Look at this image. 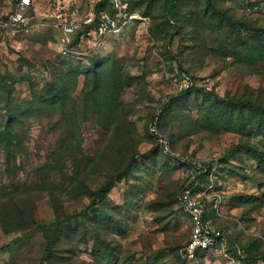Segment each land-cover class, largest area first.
<instances>
[{"label":"rangeland","instance_id":"obj_1","mask_svg":"<svg viewBox=\"0 0 264 264\" xmlns=\"http://www.w3.org/2000/svg\"><path fill=\"white\" fill-rule=\"evenodd\" d=\"M99 1L31 0L23 29L0 38V264H247L250 255L264 260V115L230 103L264 105V73L238 65L257 45L253 33L244 31L245 43L234 49L237 36L224 23L221 31L207 32V48L217 53L199 58L186 31L168 46L170 21L183 22L182 13L198 8L196 1L178 0L172 8V2L136 0L128 7L134 19L119 33L87 35ZM17 2L0 0V19L9 18ZM218 3L232 17L264 29V0ZM104 9L115 14L108 5ZM72 21L81 27L66 37L62 26ZM235 51L242 54L234 57ZM177 60L191 78L188 91ZM93 64L106 82L108 75L120 81L119 94L114 88L98 95L99 101L116 98L114 120L100 115L98 106L95 114L83 108ZM60 81L75 100L74 106L67 101V111L79 128L52 102L49 89ZM156 118L172 154L160 151L149 134ZM213 159L234 169L218 168L215 175L224 235L220 246L184 261L178 251L190 228L175 195L188 162ZM106 182L105 200L87 209L88 190ZM57 220L60 242L54 238V256L47 257L40 227Z\"/></svg>","mask_w":264,"mask_h":264},{"label":"trees","instance_id":"obj_2","mask_svg":"<svg viewBox=\"0 0 264 264\" xmlns=\"http://www.w3.org/2000/svg\"><path fill=\"white\" fill-rule=\"evenodd\" d=\"M177 1L178 0H174V1L173 0H162V4L166 5L168 4V2H172L171 6L173 8V3ZM194 1H196L195 6L196 7L198 6V8L196 9L192 8L188 12L186 10V12L182 13L183 16L185 17L183 18L184 20H182L183 22L170 21L171 24L173 25L174 32L170 36V39L168 42L169 49H171L174 38L179 37L182 34V32L186 31V33L184 34V38L189 43L193 44L192 51L195 55H197L199 58H202V57H205V54L207 53H214L215 52L214 50L207 48L208 47L207 42H206L207 32L208 31H218L219 32L221 31L225 23L228 27L231 28L232 33L236 34L237 36L236 39H237L238 45L234 46V49L239 48L241 45L245 43V41H243V39L241 38V34L244 31H248V35H250V33H253V36H251L252 39L249 38L250 36H246V37L253 40L257 44L256 46L252 45L250 49H248L249 53L248 52L244 53L243 54L244 57L242 56L241 58L238 59V65H240L239 67H247L251 69L253 72H255L256 74L264 73V29L258 28L252 24L244 23L242 20L240 19L238 20V18L232 17L231 15L227 13L226 9H223V8L219 9L220 5L218 3V0H194ZM220 1H221V4L225 2V0H220ZM106 5L109 6L110 12H112L113 9H112L110 0L99 1L95 7V10L99 14V12L105 11L104 6ZM172 8L169 11V15L173 13ZM180 11L182 12L183 9H180ZM97 17H96V20H94L91 24H88V26H86L87 30L85 31V33L87 35L91 30L97 29L98 27ZM238 52L235 51L234 57H239L238 55L242 54L241 51H238ZM215 53H217V51ZM246 54H249L250 57L249 58L245 57ZM176 64L178 67L177 68L179 72L178 74L180 76L184 75L186 77L185 79L191 82L190 86L187 89L188 91L190 87L192 86V81H191L190 76L188 75V71L186 70V68H184V64L182 61L177 60ZM72 71L73 72L71 76H74V78H76L78 76V72L75 73L74 70ZM108 78H110L108 82L103 80V74L99 70V67L93 64V66L90 69V74L87 75V79H86V81L91 80V83L88 87L85 86L83 88L82 95L84 96V99L81 102H82L84 110H87L88 108H90L92 113L95 114V107L98 106L97 109L100 115H103V116H107V114L112 115L111 120H114L119 110V106L114 104L116 103V98L112 100V103L109 100L99 101L98 99L99 97L98 95H100L102 91H103V94L105 95H108L114 88L116 89V94H119V92L122 91L120 81L117 80L116 75H112V76L108 75ZM66 86L67 84L63 81H60L59 83L51 85L49 90L54 97L52 99V102L59 103V106H58L59 110L66 116L69 114L66 118L70 119L69 120L70 125H72L73 127L79 128L80 127L79 122L77 120H74L75 118H72L70 113L67 111V101L73 102V106H74L75 100L70 97V89ZM183 90L186 91V89H183ZM230 103L235 105L237 109H242L244 111L245 110L252 111L254 113L256 112L258 114L264 115V105L263 104L254 103L251 100H243V101L242 100H235V101L231 100ZM73 106L71 109L75 110ZM87 121L88 120L84 118L82 121H80V123L87 122ZM157 127L159 130V133L163 136V134L160 132L158 123H157ZM163 137L171 144V148H173L172 142L165 136ZM156 146L157 148H159L157 144ZM217 162H218L219 169L221 168L227 169L230 173L234 172V169L230 167L228 168L227 166L224 165V163L222 164L220 160H217ZM132 163H133V156L131 157L130 162L124 166V168L122 169V172H125L126 170H128L129 167L132 165ZM202 164L205 165L207 168H210V165H211L210 162L202 163ZM200 179L201 181H206V177L204 176H201ZM183 183H184V180L182 184L180 185L178 191L182 188ZM219 186H220L219 184H216L215 190H219L220 189ZM109 188H110V185L108 182H106L101 188H99L96 191L88 190L87 193L91 199V204L88 206L87 209H92L98 203L104 201L106 197V193L108 192ZM62 189H63V185L61 187L56 188V191H63ZM177 193L175 195L176 204H177V198H176ZM77 195L79 196L82 194H77ZM177 207H178V204H177ZM178 209L180 213L182 214L179 207ZM57 211L60 212L59 210ZM86 211L87 210H84L82 214ZM209 216L214 217L212 214H209ZM31 223L34 226L36 225V222L34 220ZM61 225H62V221L57 220L54 223H50L47 226L40 227V229H42L43 238L46 244L47 257L54 256L55 250L53 248L54 245L52 246V244L54 243V238H55V242H60L58 231ZM14 227L16 229H20L22 228V225L15 224ZM257 260H258V256L250 255L246 259V263L251 264Z\"/></svg>","mask_w":264,"mask_h":264},{"label":"built area","instance_id":"obj_3","mask_svg":"<svg viewBox=\"0 0 264 264\" xmlns=\"http://www.w3.org/2000/svg\"><path fill=\"white\" fill-rule=\"evenodd\" d=\"M136 0H110L114 15L105 11L98 14V27L95 32L103 37L119 33L134 16L128 10L129 4ZM31 0H18L11 16L7 19H0V38L4 34L15 35L25 26V13L31 7ZM81 27L80 22H66L62 26L64 36H71ZM91 31L90 33H92ZM1 45V43H0ZM187 81V80H186ZM185 81V88L190 86ZM158 118L149 125V134L154 138L160 150L167 154H172L169 142L159 133L157 127ZM210 162V168L202 163L194 161L188 162L184 183L177 193V204L184 218L189 223L190 234L188 241L179 249L178 256L184 261H193L197 255L220 246L223 238V227L219 221L224 219L222 206V192L215 190L218 184L216 171L218 162L213 159ZM207 163V162H206ZM206 177V181H201L200 177ZM213 205L212 208L208 204ZM212 214L214 217H210ZM251 264H264V261L258 259Z\"/></svg>","mask_w":264,"mask_h":264},{"label":"crops","instance_id":"obj_4","mask_svg":"<svg viewBox=\"0 0 264 264\" xmlns=\"http://www.w3.org/2000/svg\"><path fill=\"white\" fill-rule=\"evenodd\" d=\"M94 36V34H92V37ZM95 37V36H94ZM94 47H95V42H94ZM95 52V48L93 50V53ZM95 55V54H94Z\"/></svg>","mask_w":264,"mask_h":264}]
</instances>
